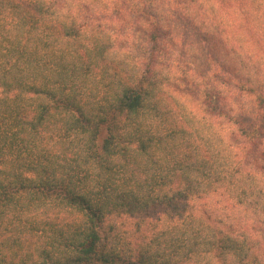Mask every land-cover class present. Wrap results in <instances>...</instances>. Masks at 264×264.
Here are the masks:
<instances>
[{
	"label": "trees",
	"instance_id": "1",
	"mask_svg": "<svg viewBox=\"0 0 264 264\" xmlns=\"http://www.w3.org/2000/svg\"><path fill=\"white\" fill-rule=\"evenodd\" d=\"M0 264H264V0H0Z\"/></svg>",
	"mask_w": 264,
	"mask_h": 264
}]
</instances>
